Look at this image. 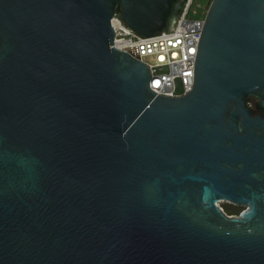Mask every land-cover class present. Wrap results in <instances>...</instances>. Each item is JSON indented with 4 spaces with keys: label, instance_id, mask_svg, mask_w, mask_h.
I'll list each match as a JSON object with an SVG mask.
<instances>
[{
    "label": "water",
    "instance_id": "95a60500",
    "mask_svg": "<svg viewBox=\"0 0 264 264\" xmlns=\"http://www.w3.org/2000/svg\"><path fill=\"white\" fill-rule=\"evenodd\" d=\"M177 1L0 0V264H264V0L210 1L170 98L111 19Z\"/></svg>",
    "mask_w": 264,
    "mask_h": 264
},
{
    "label": "built area",
    "instance_id": "2783aa9c",
    "mask_svg": "<svg viewBox=\"0 0 264 264\" xmlns=\"http://www.w3.org/2000/svg\"><path fill=\"white\" fill-rule=\"evenodd\" d=\"M211 0H185L171 24L150 38L133 32L120 14L111 19L113 47L138 59L147 67L149 89L157 96L180 97L193 87L198 44Z\"/></svg>",
    "mask_w": 264,
    "mask_h": 264
},
{
    "label": "flooded vegetation",
    "instance_id": "af4514ba",
    "mask_svg": "<svg viewBox=\"0 0 264 264\" xmlns=\"http://www.w3.org/2000/svg\"><path fill=\"white\" fill-rule=\"evenodd\" d=\"M185 0H178L175 8L173 9L172 17H175L179 11H182ZM254 115H262L264 117V111H254Z\"/></svg>",
    "mask_w": 264,
    "mask_h": 264
},
{
    "label": "rangeland",
    "instance_id": "374dc122",
    "mask_svg": "<svg viewBox=\"0 0 264 264\" xmlns=\"http://www.w3.org/2000/svg\"><path fill=\"white\" fill-rule=\"evenodd\" d=\"M200 3H201L202 5H204V4L206 3V0H200ZM254 103H255L254 100H252V101H250V102L248 103V107L251 108L253 111H254Z\"/></svg>",
    "mask_w": 264,
    "mask_h": 264
},
{
    "label": "trees",
    "instance_id": "16d2710c",
    "mask_svg": "<svg viewBox=\"0 0 264 264\" xmlns=\"http://www.w3.org/2000/svg\"><path fill=\"white\" fill-rule=\"evenodd\" d=\"M249 102H250V100L247 101V103H249Z\"/></svg>",
    "mask_w": 264,
    "mask_h": 264
}]
</instances>
